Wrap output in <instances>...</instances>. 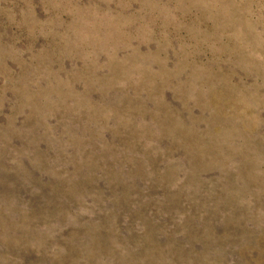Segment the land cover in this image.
I'll return each instance as SVG.
<instances>
[{
  "label": "rangeland",
  "instance_id": "374dc122",
  "mask_svg": "<svg viewBox=\"0 0 264 264\" xmlns=\"http://www.w3.org/2000/svg\"><path fill=\"white\" fill-rule=\"evenodd\" d=\"M0 264H264V0H0Z\"/></svg>",
  "mask_w": 264,
  "mask_h": 264
}]
</instances>
